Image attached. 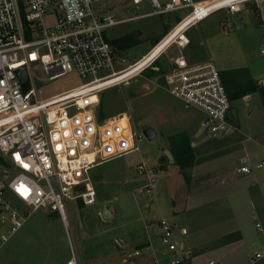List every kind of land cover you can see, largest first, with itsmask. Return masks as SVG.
Segmentation results:
<instances>
[{
	"label": "built area",
	"instance_id": "obj_1",
	"mask_svg": "<svg viewBox=\"0 0 264 264\" xmlns=\"http://www.w3.org/2000/svg\"><path fill=\"white\" fill-rule=\"evenodd\" d=\"M144 1L150 3L152 13L116 21L114 15L98 7L102 0H0L2 243L23 228L31 212L48 211L63 220L70 250L66 264H80L69 231L67 201L95 205L98 193L91 171L138 152L146 140L130 115L106 117L100 95L128 84L132 76H140L172 47L182 53L191 45L188 32L214 13L236 15L251 3L264 11V0H131L134 5ZM179 13L186 14L155 47L125 70H115L121 63L106 37L108 28L146 16ZM168 38L171 41L160 55L130 77L119 79L121 73L139 65ZM172 64L163 80L186 110H198L203 115L198 136L223 139L236 131L221 70L212 62L190 64L184 55ZM21 69L26 72L28 90H24L18 73ZM71 73L90 80L49 98L40 96L43 76L50 82ZM260 83L264 85V79ZM135 168L140 175H148L143 191L150 197L156 183L154 173L144 163ZM255 169L264 170V161L254 168L246 159L241 160L239 173L251 175ZM160 228L162 243L172 255L167 264H182L187 256L185 245L175 242L168 220L160 221ZM138 255L140 252L134 253ZM262 258L263 254H255V260Z\"/></svg>",
	"mask_w": 264,
	"mask_h": 264
},
{
	"label": "rangeland",
	"instance_id": "obj_2",
	"mask_svg": "<svg viewBox=\"0 0 264 264\" xmlns=\"http://www.w3.org/2000/svg\"><path fill=\"white\" fill-rule=\"evenodd\" d=\"M98 7L114 15L116 21L153 12L148 1L134 5L131 0H102ZM185 14L146 16L108 28L106 37L110 41L137 31L143 33L138 46L115 52L121 63L116 65L115 70H125L140 60L153 48L156 39L163 35V25L170 23L174 27L175 21ZM187 35L191 45L182 53L176 46L172 47L156 62L157 67L153 66V69L133 78L128 84L112 87L100 95L106 117L116 118L126 113L132 117L137 129L151 127L156 137L144 140L138 152L104 163L91 171L98 193L95 205L86 207L79 201H67L69 231L81 256L90 255L93 245L101 241L102 233L115 227H123L122 230L125 233L131 231L130 234H133V230L138 235L149 233L159 244L162 232L158 221L171 219L175 215L174 206L178 211L185 210L189 195L198 192L187 190L194 185L193 181L202 185L209 180V184H204L205 188H215L223 183V177L228 178L232 173L234 181L224 183L217 191L208 194V198L211 196V199H216L210 203L207 200L206 206H201L200 200L189 201L187 212L181 213L175 222L182 221L199 233L200 229H204L206 235H214L220 229L241 224L249 243L250 255L259 249L264 251V170L255 169L252 174L254 180L243 183L237 180L240 176L235 174L240 163L234 161L229 167L220 170L221 175L212 169L206 178L196 180L194 177L201 171L199 166L218 160L223 153L238 150L242 144L227 150L224 144L228 142L198 137L195 132L203 115L198 110H186L181 101L168 91L163 80L171 70L173 61L181 55L190 64L212 62L221 71L251 66L258 68L256 74L264 78V54L261 53L264 50V11L254 3L244 5L243 10L236 15L219 11L199 23ZM155 68L161 70L159 75H155ZM43 78L44 82L39 87L42 98L61 94L90 80L77 73L50 82L45 76ZM232 112L238 119V133L243 141L247 140L245 144L250 149V154L245 152L248 163L255 168L264 159V149L257 146V140L264 146V105L260 95H253L250 100L232 102ZM179 132H188L199 142L197 146H193L192 142L196 162L186 170L176 165L169 150L167 136ZM141 163H146L155 175V188L150 197L143 191L148 184V175H140L135 168ZM104 205L114 212L113 220H102ZM190 207L192 212L188 213ZM216 215L221 217L216 218ZM257 224L262 230L257 228ZM98 228L103 232H98ZM174 237L176 243H181L180 227L175 229ZM162 246L165 251V246ZM69 257V241L62 219L58 214L44 210L31 212L21 230L7 243L0 241V264H65ZM162 264H167V259Z\"/></svg>",
	"mask_w": 264,
	"mask_h": 264
},
{
	"label": "crops",
	"instance_id": "obj_3",
	"mask_svg": "<svg viewBox=\"0 0 264 264\" xmlns=\"http://www.w3.org/2000/svg\"><path fill=\"white\" fill-rule=\"evenodd\" d=\"M137 32H140V31H137ZM241 67H246V66H238V67H233V68H241ZM247 68L250 70L251 74L256 80L261 81L264 79L256 74L258 68H254L251 66ZM255 94H258V93H255ZM255 94L245 97L244 100H250ZM232 119L234 123L236 124L237 117L233 112H232ZM201 122H202V119L200 120L199 126L195 132L197 136L199 133L198 131H199ZM239 131H240L239 128L236 127V131L232 132L228 137L223 138V139H218V140L229 143V144L228 143L224 144V145H227L225 147L227 148V150L231 149L234 145L236 146L238 144H242L241 145L242 147L239 146L238 150L233 149L227 154L223 153L221 156H219L218 160H215V161L212 160L213 162L210 161L209 163L205 162L204 164L199 166L201 171L200 173H198L196 177H194L196 180H198L199 178L200 179L206 178V176L210 174L209 172L212 169L213 171L216 169L215 171H217V173L221 175L220 170L223 168L229 167L234 161H238L240 163L235 173L236 175L240 176V177H237V180L243 183H248L251 179H252L251 181L254 180V178H252L253 176L252 174L245 175V174L239 173V168L241 167V160L246 159L248 161V158H246L248 156H246L247 153L245 152H248V154H250V151H249L250 149L245 144L247 140L243 141L241 134L238 133ZM179 133H182V132H179ZM179 133H176V134H179ZM185 133L188 134L189 138L193 142V146H197L196 144H199V142H196L193 139V136L191 134H189L188 132H185ZM176 134H173V135H176ZM167 135L168 134H165V136ZM173 135H168L167 137L169 138ZM236 137H238L239 139H236ZM204 138L206 137H203L202 139ZM257 146L260 147L261 149H264V146L258 140H257ZM262 161H264V159L261 160L260 162ZM144 164L146 165V163ZM232 174L228 178L223 177L225 178L223 183H221L215 188H211V187L205 188L204 184H209L210 183L209 180L203 182L202 185L197 184L196 182L193 181L194 185L191 186V188H187V190L190 192L192 190L198 191V192H194L193 194L189 195V200L187 199L188 204H186L185 210L178 211L176 207L174 206L173 213L175 215L171 217V219L163 218L158 221L160 230H161L160 221L162 220H168L171 223L174 232H175V229L180 227L179 239L181 240V243H183L187 249V256L184 259L182 264H209L210 261H216L219 264H263L264 258L260 260H255V254L261 253L264 255V251L259 249V250H256L252 255H250L249 250H248L249 243H248V240L245 238L241 224L237 226L233 224L230 227L228 226L226 229H220L219 233L216 232V234L214 235H206V230L204 229H200V233H199V231L195 232L192 229V227H189L186 223L182 221L175 222V219L180 218L179 215H182L187 212V209L190 205L189 201L192 202L195 200H200L202 202L200 205L206 206L208 205L206 202L207 200L210 203L211 201H213V199H216V198L211 199V196L210 198H208V194H211L210 191H217L220 186H223L224 183L234 181V179L231 177ZM202 175H205V177ZM194 194H197V195H194ZM206 197L208 199H206ZM190 209L191 207L189 208L188 213L192 212ZM111 212H112L111 219L113 220L115 215L113 211ZM216 216H217L216 218L221 217L218 215ZM230 217L233 218L234 216L231 214ZM258 225L260 224H257V226ZM122 228L120 229L118 227H115L113 229L105 230L104 231L105 233H102L103 231L98 228V232L102 233L101 241L93 245L94 249L90 253V255H87L85 257L84 255L81 256V254L79 253L80 264H86V263L87 264H162L164 260L166 261V259L168 263L172 255L168 253L166 247H165V251L163 250L162 245L164 244L162 243V240H161V237L163 234L162 230H161L162 233L159 235V239L161 240V242L158 244L157 242H155L152 236L150 237L149 233L148 235H138V232L133 230L134 231L133 234H130L129 232L131 231L125 233V231H123ZM259 230H262V227ZM135 252H140V255L134 256ZM130 254H132L133 256L129 257ZM69 259L70 257L67 259V262Z\"/></svg>",
	"mask_w": 264,
	"mask_h": 264
},
{
	"label": "trees",
	"instance_id": "obj_4",
	"mask_svg": "<svg viewBox=\"0 0 264 264\" xmlns=\"http://www.w3.org/2000/svg\"><path fill=\"white\" fill-rule=\"evenodd\" d=\"M179 21L180 18H178L175 23H178ZM169 24L163 25V35L156 39L153 47L156 46L171 30L172 26ZM141 35L142 33L140 32L128 34L112 40L111 44L116 53L124 52L138 46L141 42ZM154 67H157L156 63L154 64ZM154 67H152V69ZM160 72L161 70L155 71V75H159ZM221 78L231 102L244 99L247 96L258 93L264 105V85H262L260 81L253 77L247 67L222 70ZM168 141L169 150L172 154L171 158L175 160L176 165H178L182 170L192 168L196 162V159L195 151L192 147V141L188 134L182 132L173 135L169 137Z\"/></svg>",
	"mask_w": 264,
	"mask_h": 264
},
{
	"label": "water",
	"instance_id": "obj_5",
	"mask_svg": "<svg viewBox=\"0 0 264 264\" xmlns=\"http://www.w3.org/2000/svg\"><path fill=\"white\" fill-rule=\"evenodd\" d=\"M155 70L159 71V68H155ZM18 73L21 77L24 90H28L29 89V82H28V78H27L25 70L21 69ZM142 131H143V134L145 135L146 139H148V140H152L156 137V133L151 127H144L142 129ZM102 218H103V220H109L112 218V212L110 211V209L107 205H104V207L102 209Z\"/></svg>",
	"mask_w": 264,
	"mask_h": 264
},
{
	"label": "bare ground",
	"instance_id": "obj_6",
	"mask_svg": "<svg viewBox=\"0 0 264 264\" xmlns=\"http://www.w3.org/2000/svg\"><path fill=\"white\" fill-rule=\"evenodd\" d=\"M171 41L170 38L164 40L162 43H160L155 49L154 51L145 59L143 60L139 65H137L136 67L131 68L128 71H125L123 73H121L120 76V80L121 79H125L127 77H130L131 75H133L134 73H136L137 71H139L140 69H142L148 62H150L152 59L156 58L158 55H160V52L165 49L166 45ZM136 76H132L129 80H132L133 78H135Z\"/></svg>",
	"mask_w": 264,
	"mask_h": 264
}]
</instances>
